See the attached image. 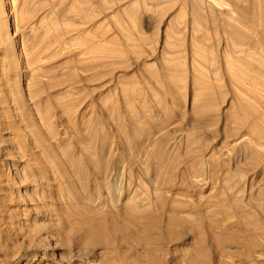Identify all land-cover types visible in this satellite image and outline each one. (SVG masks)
I'll list each match as a JSON object with an SVG mask.
<instances>
[{
  "label": "rangeland",
  "instance_id": "374dc122",
  "mask_svg": "<svg viewBox=\"0 0 264 264\" xmlns=\"http://www.w3.org/2000/svg\"><path fill=\"white\" fill-rule=\"evenodd\" d=\"M110 263L264 264V0H0V264Z\"/></svg>",
  "mask_w": 264,
  "mask_h": 264
},
{
  "label": "bare ground",
  "instance_id": "6f19581e",
  "mask_svg": "<svg viewBox=\"0 0 264 264\" xmlns=\"http://www.w3.org/2000/svg\"><path fill=\"white\" fill-rule=\"evenodd\" d=\"M193 150V149H192ZM193 154V153H192ZM194 156V155H193ZM159 157V156H158ZM183 161V160H182ZM212 162V161H211ZM185 163V162H184ZM203 165V164H202ZM177 166V165H176ZM184 166V165H183ZM191 166V165H190ZM189 166V167H190ZM198 166V165H197ZM166 167V166H165ZM196 167V166H195ZM186 168V167H185ZM206 170H207V168H206ZM201 172H202V170H200ZM119 174V173H118ZM160 174V173H159ZM162 174V173H161ZM99 175H100V173H99ZM116 175V174H115ZM129 175V174H128ZM122 176V175H121ZM202 176V175H201ZM200 177V176H199ZM175 182V181H174ZM158 184H159V182H158ZM170 185V184H169ZM173 185V184H172ZM171 185V186H172ZM162 187V186H161ZM172 189V188H171ZM109 190V189H108ZM121 190V189H120ZM117 191V190H116ZM165 191V190H164ZM167 192V191H166ZM120 195V194H119ZM191 208V207H190ZM194 210V209H193ZM104 211H106V210H104ZM136 211H137V209H136ZM130 212V211H129ZM105 213V212H104ZM176 214V213H175ZM105 216V215H104ZM107 216V215H106ZM111 217V216H110ZM106 218H109V217H106ZM114 220H116V219H114ZM113 220V221H114ZM109 224H111V223H109ZM110 226H112V225H110ZM100 229V228H99ZM251 230V229H250ZM97 231V230H96ZM111 234V233H110ZM117 236V235H116ZM117 243V242H116ZM159 245V244H158ZM245 246V245H244ZM246 248V247H245ZM122 254V253H121ZM119 262V261H118ZM111 264V263H110ZM122 264V263H121Z\"/></svg>",
  "mask_w": 264,
  "mask_h": 264
}]
</instances>
